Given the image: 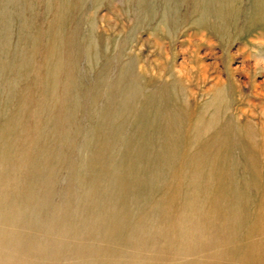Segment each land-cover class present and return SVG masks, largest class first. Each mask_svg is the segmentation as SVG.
Masks as SVG:
<instances>
[{
    "label": "rangeland",
    "instance_id": "374dc122",
    "mask_svg": "<svg viewBox=\"0 0 264 264\" xmlns=\"http://www.w3.org/2000/svg\"><path fill=\"white\" fill-rule=\"evenodd\" d=\"M215 3L225 6L222 19L207 15L206 22L199 19L194 0H0V166L5 172L21 167L24 189L34 195L33 203L20 204L29 220H50L65 200L70 208L67 205L63 220H71L75 198L93 175H114L112 168L120 163L116 156L126 153L124 141L134 133L143 135L136 142L140 146L150 135L152 149L162 147L154 126L164 104L182 115L176 155L163 185L153 184L158 167L144 173L134 169L122 177L123 182L136 173L139 178L118 203L129 208L126 220L147 217L155 201H162V214L149 220H212L214 225L223 220L219 210H237L241 217L227 227L239 248L233 264H264V139L257 134L250 140L247 133L256 124L264 126V0ZM2 5L11 9L5 14ZM255 9H260L257 14ZM122 70L125 75L117 79ZM131 77L139 87L131 107L123 116L108 110L110 115L103 119L109 128L101 131L105 116L100 110L110 98H122ZM216 82L225 96L217 125L226 123V132L219 154L211 158L220 172L210 184L190 170L189 161L213 134L204 123L213 107L200 111L213 96ZM161 83L169 84L168 93L150 104L148 95ZM135 119L143 123L139 129ZM90 133L103 138L93 150L95 161L86 155ZM233 138L251 149L253 163L241 160ZM101 158H106L105 167ZM123 162L125 167L132 163ZM70 172L73 179L68 178ZM103 194L99 190L95 195ZM197 209L202 212L196 214ZM99 215L95 212V220ZM259 223L261 228H253ZM225 233L194 256L205 253L203 264H228L219 252L233 244Z\"/></svg>",
    "mask_w": 264,
    "mask_h": 264
},
{
    "label": "bare ground",
    "instance_id": "6f19581e",
    "mask_svg": "<svg viewBox=\"0 0 264 264\" xmlns=\"http://www.w3.org/2000/svg\"><path fill=\"white\" fill-rule=\"evenodd\" d=\"M46 1L50 2V0ZM143 1L139 0V3H143ZM138 7H140V4H138ZM193 7L195 11H200L199 19L207 18V15H210L221 20L222 17L219 14L225 12V6L218 8L219 6L217 7L215 0H194ZM2 9L3 13L6 14V10L11 9V6L2 5ZM259 10L255 9L254 12L257 14ZM204 20L208 21L207 19ZM91 41L92 37L88 39V42ZM52 54L54 57L56 56V54ZM259 56H262V54H259ZM196 66L199 73L202 74L204 71L203 66H200L198 61ZM123 71L118 73L117 79H121L125 75V73H122ZM168 85L167 83H161L148 95L150 104H157L164 99L163 95L167 94L169 90ZM214 85L216 88L212 90L214 91L213 96L206 101L200 111L202 112L204 108L213 107V111L204 119L207 127L214 129L213 134L209 143L201 145L189 161L190 170L202 178H207L210 184L212 180H215V177H218L220 172L217 163H213L211 158L219 154L218 150L225 138V134H222V132H226V123L223 122L220 127L217 125L220 123L217 111L221 109L222 101L225 99L223 88L217 82ZM138 90L137 83L131 77L123 87L122 98L120 100L113 99V97L109 99L108 105L100 110L104 113L102 115L105 116L101 117L99 126L101 131L109 128L107 121L103 119L110 115L108 110H110L112 116H123L131 107ZM65 91L67 94L68 89L66 88ZM154 97L156 100L153 99ZM68 98L70 97H66L65 100ZM111 104H114L115 107L111 108ZM160 108H163V111L155 117L154 130L161 136L162 147L156 150L152 149L150 135H147L146 138L143 137L140 146L139 142L136 143L137 139L143 136L139 131L138 135L135 136L134 133L127 138L124 141L128 148L126 153L131 157L127 158L124 151L118 153L119 155L116 158L120 163L117 164L116 168H112L115 177L105 179L102 177V173L93 175L91 183L79 193L72 203L74 208L70 212L73 215L71 220H63V217L65 219L68 217L67 205L70 206L68 200L57 207L50 220H29L27 211L23 210L21 206L33 203L34 195L30 194V192L32 193L31 189H24L23 181H21V175H23L21 167L10 168L8 173L5 172L6 169L0 166V264H177L187 258L190 264H203L205 253L194 256L193 253L196 250H209L212 240L220 239L219 235L225 231L224 235L228 244L233 242L230 236L233 230L229 234L227 227L241 216L238 215L237 210L236 212L232 209L226 210V207L219 210V212L222 211L223 220H218V222L215 220L214 225H212V220H202L201 222L193 220H149V218L161 217L164 206L162 201L153 202L148 216L142 220H126L125 217H127L129 208L124 210L122 208L125 205H118V203L120 198L125 194L127 195L130 187L138 185L136 183H138L139 178L134 177L137 175L136 173L123 182L122 177H126L127 172L134 169L144 173L146 169L152 170L154 167H158V171L154 174L156 177H154L153 184L163 185L167 181L168 170L176 155V129L182 115L178 110L166 107L164 104L160 105ZM140 112L143 113V111ZM262 114H264V108ZM142 124V121L138 119L136 121L135 119V125L138 129ZM247 133L250 140L255 139L257 134H260L264 139V126L256 124L254 127H250ZM90 135L87 134V140H85L86 155H88V160L95 161L98 158L93 154V150L95 145H99L97 140L100 143L103 138L99 135L93 137L91 133ZM233 139L232 142L238 148L241 160L247 161V164L248 162L253 163L251 149L240 139H234V141ZM98 150L103 149L100 147ZM155 152H158V154H155ZM125 159L132 163L127 164L126 167L123 166ZM105 160L106 158L99 160L104 167L106 165ZM208 161H211L212 166L209 165ZM68 178L73 179L71 172L68 174ZM99 190L104 193L102 198L99 197L100 199L95 195ZM146 195L143 194L144 197L140 201L141 203L145 201ZM146 199H149V197ZM95 212H101L96 220ZM200 212L202 210L197 209L196 214H200ZM117 213H120L119 217H117ZM86 216L94 217V219L88 220L89 218H86ZM252 226L253 228L262 227L260 223ZM221 236L223 237V235ZM238 249L236 243L233 242L231 245L220 248L219 252H223V256L227 259L226 263L233 264ZM206 255L207 257L210 256ZM164 256L169 257L168 261L163 260ZM254 256L261 257V255L256 254ZM239 257L244 258L242 253L239 254ZM239 257H236V260Z\"/></svg>",
    "mask_w": 264,
    "mask_h": 264
}]
</instances>
